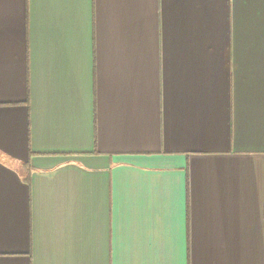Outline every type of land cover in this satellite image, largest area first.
Listing matches in <instances>:
<instances>
[{"label": "crops", "instance_id": "0c3cea01", "mask_svg": "<svg viewBox=\"0 0 264 264\" xmlns=\"http://www.w3.org/2000/svg\"><path fill=\"white\" fill-rule=\"evenodd\" d=\"M0 264H264V0H0Z\"/></svg>", "mask_w": 264, "mask_h": 264}]
</instances>
